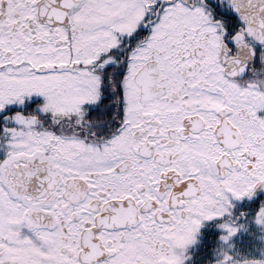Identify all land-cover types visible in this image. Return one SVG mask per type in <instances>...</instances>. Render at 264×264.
I'll use <instances>...</instances> for the list:
<instances>
[{"label":"snow or ice","instance_id":"snow-or-ice-1","mask_svg":"<svg viewBox=\"0 0 264 264\" xmlns=\"http://www.w3.org/2000/svg\"><path fill=\"white\" fill-rule=\"evenodd\" d=\"M0 264H264V0H0Z\"/></svg>","mask_w":264,"mask_h":264}]
</instances>
